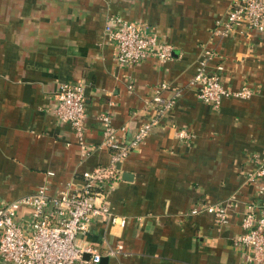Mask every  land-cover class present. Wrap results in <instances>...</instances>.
Returning a JSON list of instances; mask_svg holds the SVG:
<instances>
[{"label":"crops","instance_id":"crops-1","mask_svg":"<svg viewBox=\"0 0 264 264\" xmlns=\"http://www.w3.org/2000/svg\"><path fill=\"white\" fill-rule=\"evenodd\" d=\"M233 0H0V205L34 193L82 186L81 174L111 162L100 115L128 144L140 123L156 115L146 106L153 88L179 94L149 135L116 165L119 178L106 196L124 225L93 218L79 242L99 250L97 264H260L251 249L234 244L246 203L256 202L248 183L252 157L264 154V30L236 26L212 33ZM148 25L172 46V57H148L133 66L114 61L103 38L105 17ZM213 52L207 70L230 90L213 108L188 86L203 48ZM85 84L86 146L81 153L69 123L53 109L61 82ZM178 130L191 136L179 138ZM52 171V175L47 172ZM224 203L227 221L192 212ZM25 208L19 214L25 216ZM117 243L122 250L109 255ZM106 259H102V258Z\"/></svg>","mask_w":264,"mask_h":264},{"label":"built area","instance_id":"built-area-1","mask_svg":"<svg viewBox=\"0 0 264 264\" xmlns=\"http://www.w3.org/2000/svg\"><path fill=\"white\" fill-rule=\"evenodd\" d=\"M243 25L248 30H264V0H233L225 15L215 21L212 33L225 36L236 26ZM104 40L113 46L114 61L120 66H133L148 57L165 62L172 57V46L159 39L158 34L148 25L126 20L115 13L105 17ZM213 52L206 47L197 60L195 71L188 86L198 99L213 108H218L224 97L246 98L252 94L244 86L240 90L227 89L219 72L208 71L207 64ZM167 83L153 88L146 106L155 104L156 115H149L140 123L128 144L115 137V132L107 114L100 115L104 138L99 146L110 149L111 162L107 166H97L82 172V186L67 188L57 193H48L44 183L37 191L0 205V264H97L99 250L86 242H79L77 236L84 235L93 218H100L111 224L124 225L126 217L114 214L106 199L113 181L119 178L116 165L138 146L158 124L159 117L170 111L178 93L164 98ZM85 84L61 82L55 92L56 105L53 112L58 122L69 123L76 137L81 153L96 149L86 146L84 128L86 121ZM179 138H188L186 130H178ZM253 168L247 173L248 183L255 184L258 201L246 203L241 213L242 231L234 237V244L251 249L249 260L264 264V154L252 157ZM52 175V171L47 172ZM25 208V216L19 209ZM229 207L224 203H204L193 209L197 213L205 211L213 215L217 224L227 221ZM122 250L117 243L109 248L108 254L114 255ZM88 254L86 259L84 254Z\"/></svg>","mask_w":264,"mask_h":264},{"label":"water","instance_id":"water-1","mask_svg":"<svg viewBox=\"0 0 264 264\" xmlns=\"http://www.w3.org/2000/svg\"><path fill=\"white\" fill-rule=\"evenodd\" d=\"M83 257L87 259V258L89 257V255L85 253V254L83 255ZM102 259H106V258L104 257V258H102Z\"/></svg>","mask_w":264,"mask_h":264}]
</instances>
